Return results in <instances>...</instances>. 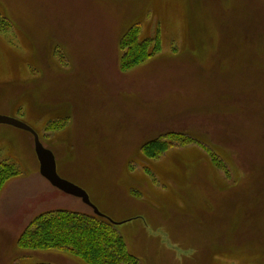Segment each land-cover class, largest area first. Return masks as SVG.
Listing matches in <instances>:
<instances>
[{
  "label": "rangeland",
  "instance_id": "rangeland-1",
  "mask_svg": "<svg viewBox=\"0 0 264 264\" xmlns=\"http://www.w3.org/2000/svg\"><path fill=\"white\" fill-rule=\"evenodd\" d=\"M0 16V116L34 130L141 264H264V0H0ZM135 27L153 53L122 70ZM170 133L192 144L148 159ZM0 163L17 171L0 264H81L16 243L45 212L92 209L40 175L30 134L0 125Z\"/></svg>",
  "mask_w": 264,
  "mask_h": 264
},
{
  "label": "trees",
  "instance_id": "trees-1",
  "mask_svg": "<svg viewBox=\"0 0 264 264\" xmlns=\"http://www.w3.org/2000/svg\"><path fill=\"white\" fill-rule=\"evenodd\" d=\"M4 23V18L0 16L1 31L5 30ZM138 33V28L135 27L125 36L124 46L127 50L121 62L122 70L143 62L153 53L150 41H139ZM59 123L58 121L52 123L57 131L62 128L58 125ZM188 143L192 144V139L189 137L170 133L147 141L143 152L148 159H154L174 146ZM206 148L211 164L220 168L222 166L220 161L208 147ZM15 176L17 171L12 165L0 163V190ZM116 226L117 224L107 217H97L94 214L88 216L68 211H49L31 221L20 235L16 246L20 250L32 253L50 251L66 254L79 260L81 264H141L138 257L129 251L124 239L117 233Z\"/></svg>",
  "mask_w": 264,
  "mask_h": 264
},
{
  "label": "water",
  "instance_id": "water-1",
  "mask_svg": "<svg viewBox=\"0 0 264 264\" xmlns=\"http://www.w3.org/2000/svg\"><path fill=\"white\" fill-rule=\"evenodd\" d=\"M0 125L9 126L30 134L33 138L34 153L38 162L40 175L54 188L64 194L80 199L85 205L92 209L93 214L97 217L106 218L95 206H93L85 191L59 177L53 153L43 147L38 135L32 128L18 120L4 116H0Z\"/></svg>",
  "mask_w": 264,
  "mask_h": 264
}]
</instances>
